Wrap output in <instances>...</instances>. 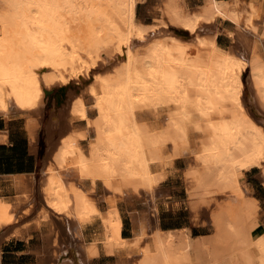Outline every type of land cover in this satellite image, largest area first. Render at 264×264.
I'll return each mask as SVG.
<instances>
[{
	"label": "bare ground",
	"instance_id": "1",
	"mask_svg": "<svg viewBox=\"0 0 264 264\" xmlns=\"http://www.w3.org/2000/svg\"><path fill=\"white\" fill-rule=\"evenodd\" d=\"M140 1L0 0V115L24 114L33 141L45 89L84 86L71 95L55 141L51 117L40 179L31 175L28 191L16 178L14 202L0 187V241L39 203L37 222L58 217L75 246L76 263L62 258L64 242L44 234L51 264H91L100 251L113 254L108 264H264L259 206L243 186L253 168L264 179V0L238 10L216 0L198 9L161 0L150 25ZM222 32L233 49L217 41ZM186 155L200 191L233 199L201 243L157 217L158 190ZM141 200L146 208L137 207Z\"/></svg>",
	"mask_w": 264,
	"mask_h": 264
},
{
	"label": "rangeland",
	"instance_id": "2",
	"mask_svg": "<svg viewBox=\"0 0 264 264\" xmlns=\"http://www.w3.org/2000/svg\"><path fill=\"white\" fill-rule=\"evenodd\" d=\"M158 4L157 6H159ZM138 14L141 18V20L145 24H151V22H145L143 19L145 18L146 21L151 20V16H154V18H158V15L154 12V9L150 10L148 9V3H140L138 5ZM157 22L156 20L152 23ZM171 30L174 31L176 34H178L181 37L184 38H193V34L190 32H183L179 30L178 28L172 27ZM205 33V31H202L200 34ZM206 34V33H205ZM227 37V38H226ZM230 40V41H229ZM218 42L220 44H225L226 46L233 49V42L232 38H229L224 32L221 33L218 37ZM247 76L248 73L244 72V82H245V88H244V98L246 99L247 105L249 107L250 112L256 116L254 108L252 104L250 103L249 97H250V88L248 86L247 82ZM65 89L61 87V85H53L52 88L54 91V95L50 98L46 96L44 105L42 108L43 116H42V123H41V129L39 133V146L40 150L39 152L42 153V161L38 170V180L40 179L42 169L45 164V158L48 151V138H47V129L51 123V117H53V113L58 107H65L68 106V101L71 97V95L74 93H80L82 90L84 92V86L82 83H76V82H69L68 84L64 85ZM52 91V92H53ZM58 94V97L55 95ZM41 112V115H42ZM55 122V121H54ZM58 122V123H57ZM76 123V122H75ZM54 126V141L59 137L60 131H61V123L59 121H56ZM56 129V130H55ZM48 143V144H47ZM188 156H181L178 158L173 167L168 170L167 177L162 184V186L158 190V202H157V217L160 218V221H162L161 226L164 228L165 225H171V226H178L177 228L173 229H180L183 227H190L191 228V234L189 229H180L181 232L184 234H188L190 236H193L195 238V242L201 243V241H208L211 240L215 235V226L213 224V217L216 213L224 209V207L228 204L227 202H232L233 199L231 196V193L228 191H215V190H206L204 192L199 190L198 181L196 178L187 170V167L185 165L186 159ZM183 159V160H182ZM184 161V162H183ZM178 167V168H177ZM174 173V174H172ZM172 174V175H170ZM252 176H257L259 179H261L262 183L264 184V179L262 178L261 171L259 168H253L251 172L248 173V181L250 183H255L254 179L251 178ZM243 186L246 190V194L251 199L255 200L258 204V211L260 214V229L264 225V200H259L255 197H261L264 198V188L257 184H253V188L249 187L248 184L245 183L243 180ZM101 189H98V193H101ZM38 194V191H37ZM38 198H40V195L38 194ZM40 201V199L38 200ZM122 203H126L125 199L120 200ZM137 207L139 208H146V205L144 204L143 200L136 202ZM142 203V204H141ZM194 205V206H193ZM175 211L170 210V208L175 207ZM123 222H124V230L125 233L130 236L132 235V223H131V215L128 211L124 208V212L122 215ZM212 220V221H211ZM189 231V232H188ZM57 237V240L61 241L66 246H68V250L66 252V255L62 256V258L68 257V259H72L73 262L76 261L75 257V251H74V243L72 242V237L67 235L66 233V239L59 238L57 234L54 235ZM68 238V239H67ZM3 239L0 241V264H7L4 260V254H2V243ZM35 242L38 243H44V240H41L40 238L36 239ZM73 243V244H72ZM53 249L50 248L49 252H41L43 254H50L51 258L53 256ZM53 260V258H52ZM107 259L99 258L95 260V264H104ZM109 261V259H108ZM108 261L105 264H108ZM51 264V263H50ZM78 264V263H77Z\"/></svg>",
	"mask_w": 264,
	"mask_h": 264
},
{
	"label": "crops",
	"instance_id": "3",
	"mask_svg": "<svg viewBox=\"0 0 264 264\" xmlns=\"http://www.w3.org/2000/svg\"><path fill=\"white\" fill-rule=\"evenodd\" d=\"M190 9H198L202 5H204L205 0H185ZM229 2L233 4L234 9H240L244 7L249 0H216ZM251 1V0H250ZM255 2V0H253ZM257 1V0H256ZM140 3H148V9L152 10L157 8V5L161 3V0H142ZM236 5V6H235ZM145 22H153L155 21L154 16H151L150 21ZM221 23V24H220ZM215 24L222 28L221 21H215ZM221 35V33L219 34ZM218 35V37H219ZM217 37V41H218ZM65 107H58L54 111L53 115L56 117L57 121L61 123L63 126L65 124ZM20 115V116H19ZM1 114L0 115V187L2 188V197L9 198L11 202L12 198L14 200L16 194V185L14 184L16 178L24 177L26 181V185L23 186L25 190L31 188V175L34 179L37 178V172L39 170L41 161H42V153L39 152V133L41 129V119L43 116L38 115V125L36 126L35 140L29 139L28 135V127H27V118L24 114H15L12 113L8 116ZM63 118V119H62ZM51 121V120H50ZM64 121V123L62 122ZM54 122V121H53ZM51 121V123L53 124ZM74 122V121H73ZM72 122V123H73ZM54 127V126H53ZM48 133V129L46 134ZM178 156L175 158V161L180 158ZM175 163V162H174ZM178 168V167H177ZM252 170V169H251ZM248 170L245 172L244 181L249 187L253 188V184H257L264 188V184L261 179L257 176H252L255 183H250L248 181V173L251 172ZM174 174V173H172ZM170 174V175H172ZM169 177V176H168ZM29 178V180H27ZM7 183V184H6ZM5 184V185H4ZM9 187V188H8ZM22 187V186H21ZM29 187V188H28ZM22 188V189H23ZM97 194L98 190L95 191ZM258 201L264 200V198H259L255 196ZM260 203V201H259ZM175 207L170 208V210L175 211ZM40 205L39 203L34 205L33 211L31 214L24 216L21 218V221L18 223V227L11 230V232L3 239L1 243L2 254H4V260L7 264H50L52 263V258L50 254L46 255L41 252H49L50 248L45 247V244L35 242L36 239L40 238L43 240L42 236L44 234L51 235L54 237L55 234L59 236V238L66 239V228L65 223H63L58 217H47L46 219L41 220L39 223L37 219L40 215ZM49 221V222H48ZM158 221L161 225L162 221L158 218ZM50 223V224H49ZM43 226V227H42ZM25 228V229H24ZM49 229V230H48ZM180 229H189L191 234L190 227H183ZM51 230V231H50ZM16 233H15V232ZM48 231V232H47ZM55 231V232H54ZM44 232V233H43ZM51 232L50 234H48ZM100 251L96 255L91 256V264H95V260L99 258L107 259L112 257L113 254H106ZM102 254V255H101ZM105 262V263H106ZM104 263V264H105Z\"/></svg>",
	"mask_w": 264,
	"mask_h": 264
},
{
	"label": "trees",
	"instance_id": "4",
	"mask_svg": "<svg viewBox=\"0 0 264 264\" xmlns=\"http://www.w3.org/2000/svg\"><path fill=\"white\" fill-rule=\"evenodd\" d=\"M177 227H178V226L165 225V226H164V229H173V228H177ZM123 235L128 236V235L125 233V230H123Z\"/></svg>",
	"mask_w": 264,
	"mask_h": 264
},
{
	"label": "water",
	"instance_id": "5",
	"mask_svg": "<svg viewBox=\"0 0 264 264\" xmlns=\"http://www.w3.org/2000/svg\"><path fill=\"white\" fill-rule=\"evenodd\" d=\"M61 87H63V89H65L64 85H61ZM53 91V89H45V97L48 96L49 94H51Z\"/></svg>",
	"mask_w": 264,
	"mask_h": 264
},
{
	"label": "flooded vegetation",
	"instance_id": "6",
	"mask_svg": "<svg viewBox=\"0 0 264 264\" xmlns=\"http://www.w3.org/2000/svg\"><path fill=\"white\" fill-rule=\"evenodd\" d=\"M52 94L54 95V91L48 96V98H50ZM55 96L58 97V94H56Z\"/></svg>",
	"mask_w": 264,
	"mask_h": 264
},
{
	"label": "built area",
	"instance_id": "7",
	"mask_svg": "<svg viewBox=\"0 0 264 264\" xmlns=\"http://www.w3.org/2000/svg\"><path fill=\"white\" fill-rule=\"evenodd\" d=\"M0 263H1V260H0Z\"/></svg>",
	"mask_w": 264,
	"mask_h": 264
}]
</instances>
